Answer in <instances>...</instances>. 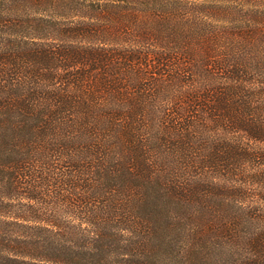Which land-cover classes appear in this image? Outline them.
<instances>
[{
  "label": "trees",
  "instance_id": "trees-1",
  "mask_svg": "<svg viewBox=\"0 0 264 264\" xmlns=\"http://www.w3.org/2000/svg\"><path fill=\"white\" fill-rule=\"evenodd\" d=\"M0 264H264V0H0Z\"/></svg>",
  "mask_w": 264,
  "mask_h": 264
},
{
  "label": "rangeland",
  "instance_id": "rangeland-1",
  "mask_svg": "<svg viewBox=\"0 0 264 264\" xmlns=\"http://www.w3.org/2000/svg\"><path fill=\"white\" fill-rule=\"evenodd\" d=\"M261 208V207H260Z\"/></svg>",
  "mask_w": 264,
  "mask_h": 264
}]
</instances>
